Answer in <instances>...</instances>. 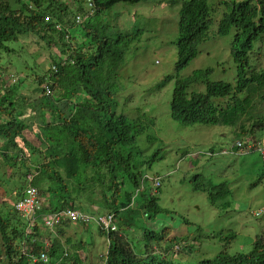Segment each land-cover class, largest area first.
<instances>
[{
    "label": "trees",
    "instance_id": "1",
    "mask_svg": "<svg viewBox=\"0 0 264 264\" xmlns=\"http://www.w3.org/2000/svg\"><path fill=\"white\" fill-rule=\"evenodd\" d=\"M140 1L0 0V51L7 52L8 42L29 33L43 39L49 49L57 48L58 53L64 55L52 60L55 71L50 68L42 75L34 74V80L41 88L39 96L50 100L58 113L55 121L47 120L39 125L38 146H33L25 135L29 126L22 118L23 111L14 99L4 97L9 89L3 86L0 92V153L3 159L19 160L18 168L24 172L28 160L34 158L36 173L31 184L45 196L37 215L65 209L86 210L84 203L95 202V191H98L109 209L107 213L122 219L121 213H126L133 202V192L124 189L125 183H130L132 189L139 192L144 189L139 185V176L131 171L130 162L136 133H141L144 127L131 123L126 115L116 112L118 69L139 31L121 30L105 22L106 14L114 5ZM84 2L90 14L84 12ZM73 6L86 14L82 21H76ZM208 20L206 0L181 3L176 71L186 66L196 56L198 45L208 39ZM232 28L236 31L230 47L237 65L236 83L211 81L213 68L177 78L170 101L173 120L183 125H220L225 122L224 110L232 119L244 113L245 103L239 93L250 83L259 84L264 79V71H255L249 66L254 44L264 38L262 0L226 1L217 34L227 35ZM2 68L6 67L0 66V70ZM21 84L15 83L12 89L17 90ZM193 85H203L205 89L203 92L190 91ZM52 93H57L56 100L52 99ZM39 96L37 100L41 98ZM243 133L247 134L246 131ZM158 154L154 151L147 164L150 165ZM24 174H21L19 189L26 184ZM146 179L154 183L158 178L146 175L141 184ZM159 186L160 183L155 187ZM210 188L217 189L209 192L213 205L230 193L223 183L210 185ZM195 189L204 191L205 187L196 184ZM20 194L21 191L15 200ZM3 204L6 206L7 202ZM145 207L152 209L153 213L162 211L157 196H151ZM67 222L65 220L63 224ZM58 226L56 234L49 237L48 228L39 219L27 221L11 205L0 208V261L6 264L66 263L70 257L62 256H67L65 249L72 244L60 242L63 230ZM262 230L254 236L249 250L234 254L228 252V247L236 239L237 232L219 236L222 249L214 257L202 259L197 264H264V228ZM99 232L108 241L106 251L100 255L104 264H171L155 250L148 251L147 246H157L165 241L171 242V248H181L182 239L171 235L167 227L160 232L144 230L147 246L141 253L135 252L132 241L121 230L99 226ZM46 240L50 242L47 244ZM41 253L46 254V262L38 260ZM76 262L78 257H74L73 264Z\"/></svg>",
    "mask_w": 264,
    "mask_h": 264
},
{
    "label": "rangeland",
    "instance_id": "2",
    "mask_svg": "<svg viewBox=\"0 0 264 264\" xmlns=\"http://www.w3.org/2000/svg\"><path fill=\"white\" fill-rule=\"evenodd\" d=\"M183 1L187 0L119 3L105 16V22L114 28L139 31L118 69L116 112L126 115L131 123L144 127L141 133H136L130 159L131 171L139 176V185L144 189L139 192L132 189L130 183H125L124 189L133 192L132 207L121 213L122 219L115 215L112 227L121 230L132 241L136 253H141L147 246L144 230L160 232L165 227L170 228L171 235L182 239L180 249L171 248V242L164 241L157 246L149 244L147 250L162 254L171 264H197L202 259L214 257L222 249L219 236L237 232L236 239L228 247V252L234 254L249 250L254 236L263 231L264 219L256 217L255 213L264 199V172L257 148L252 145L264 140V79L259 84L250 83L239 93L245 111L234 119L224 110L225 122L220 125H183L173 120L170 101L177 78L213 68L211 81L234 85L237 74V65L230 52L236 31L232 28L227 35L217 34L218 22L228 0H206L209 7L208 39L198 45L196 56L176 71L178 19ZM262 3L264 8V0ZM82 7L88 14L86 2ZM73 12L74 17L86 15L75 6ZM7 46V52L0 51V66L6 67L0 70V92L3 86L9 89L4 97L14 99L23 111L22 118L29 126L25 135L33 146H38L39 125L47 120L55 121L58 113L50 100L39 96L41 88L34 80V74H44L52 68L56 56L64 55L58 53L57 48L49 49L43 39L29 33L8 42ZM249 57L250 69L264 71V38L254 44ZM11 75L15 77L14 82L10 80ZM20 82L17 90L12 89V85ZM204 89L203 85H193L189 90L203 92ZM51 95L53 100L58 98L57 93ZM38 96L41 97L39 100ZM245 131L247 134L243 133ZM13 151L19 152L18 149ZM154 151L159 154L148 165L147 160ZM3 157L0 153V208L14 207L13 202L15 204L19 198L15 200L16 194L24 189H19L21 174L25 173V179L28 173L33 177L35 162L34 158L28 160L24 172L18 168L19 160L15 162ZM146 175L159 176L160 186L155 187L149 179L141 184ZM221 183L226 184L230 193L213 205L209 192L217 189L210 188V185ZM196 184H201L205 190L195 189ZM151 196L158 197L161 212L146 209L145 204ZM38 197L42 207L45 196L38 192ZM84 204L86 210L78 211L90 216L109 212L98 191H95V202L86 201ZM36 213L31 217L42 223L45 215ZM22 218L31 220L30 217ZM61 222L59 226L63 234L59 236L60 242L72 244L65 249L67 256H62L70 257L66 263L72 264L74 257H78L75 264H103L100 255L106 251L108 241L99 232V226L94 222L87 225L70 220L66 224H63L65 220ZM56 226L46 228L49 237L56 234ZM47 241L48 244L50 241ZM0 264L6 263L1 260Z\"/></svg>",
    "mask_w": 264,
    "mask_h": 264
},
{
    "label": "built area",
    "instance_id": "3",
    "mask_svg": "<svg viewBox=\"0 0 264 264\" xmlns=\"http://www.w3.org/2000/svg\"><path fill=\"white\" fill-rule=\"evenodd\" d=\"M90 13L91 11L88 12V14ZM85 17L86 15L84 17L77 15L76 21L80 22ZM52 69L53 71L56 70L54 66H52ZM10 80L14 82L15 77L11 75ZM238 146H242V145L238 143ZM252 146H255L257 148V151L260 156L262 169L264 172V140L258 141ZM28 175H30V173H28ZM28 175L26 176V179H25L26 185L23 191L21 192V195L19 196V198L15 201L14 207L19 213H21L22 216L30 217V219H33L31 216L34 215L41 208V203L39 201L37 189L31 184L32 177H29ZM153 184L155 186H158L159 185L158 179H154ZM255 216L264 217V199H263L261 207L255 213ZM114 219H115V216L112 213L90 216V214L80 212L75 209H65V210H61V211L43 216L41 221H42L43 226L49 229H53V227L59 224L62 220H70L73 222H81L82 224H86V225L91 222H94L95 224H97L98 226H101L104 229L114 230L115 228L112 227L114 224ZM38 257H39L38 260H41L43 262L47 261V256L45 253H41ZM33 261H35V259H33Z\"/></svg>",
    "mask_w": 264,
    "mask_h": 264
},
{
    "label": "crops",
    "instance_id": "4",
    "mask_svg": "<svg viewBox=\"0 0 264 264\" xmlns=\"http://www.w3.org/2000/svg\"><path fill=\"white\" fill-rule=\"evenodd\" d=\"M148 176H150V177H155V178H159V176H157V175H148ZM160 179V178H159ZM62 223V222H61ZM61 223H59V224H61ZM58 224V225H59ZM57 227V226H56ZM47 241V240H46ZM49 241V240H48ZM47 241V242H48ZM104 254V253H103ZM100 259H101V261H103V264H104V259H102V257H100ZM72 264H73V262H72Z\"/></svg>",
    "mask_w": 264,
    "mask_h": 264
}]
</instances>
